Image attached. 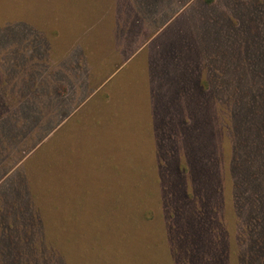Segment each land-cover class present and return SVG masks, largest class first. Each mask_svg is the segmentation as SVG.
Returning a JSON list of instances; mask_svg holds the SVG:
<instances>
[{
  "label": "rangeland",
  "instance_id": "rangeland-1",
  "mask_svg": "<svg viewBox=\"0 0 264 264\" xmlns=\"http://www.w3.org/2000/svg\"><path fill=\"white\" fill-rule=\"evenodd\" d=\"M263 157L264 0H0V264H264Z\"/></svg>",
  "mask_w": 264,
  "mask_h": 264
},
{
  "label": "trees",
  "instance_id": "trees-1",
  "mask_svg": "<svg viewBox=\"0 0 264 264\" xmlns=\"http://www.w3.org/2000/svg\"><path fill=\"white\" fill-rule=\"evenodd\" d=\"M256 158V154L252 159ZM251 159V160H252ZM264 159V157H263ZM248 161H250L248 159ZM252 164V162H250ZM264 165V163H263ZM262 165V166H263ZM246 173L247 179H252L255 187L249 190L250 198L248 201L241 200L242 208L244 209L243 217L249 222L246 223L245 227V238L248 240L247 246H254L253 254L259 253V247L264 246V191L260 189V186H256V181L261 179L260 173H263L264 178V168L262 171L258 170V167H254L253 170H249ZM242 175L238 174V179ZM239 189V186H237ZM250 264H263V263H250Z\"/></svg>",
  "mask_w": 264,
  "mask_h": 264
}]
</instances>
